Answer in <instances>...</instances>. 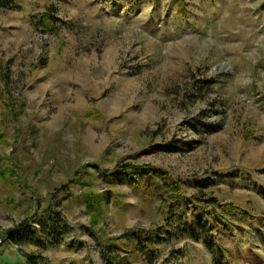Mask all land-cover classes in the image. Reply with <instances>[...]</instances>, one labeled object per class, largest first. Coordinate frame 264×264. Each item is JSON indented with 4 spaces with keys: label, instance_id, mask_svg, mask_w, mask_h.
<instances>
[{
    "label": "rangeland",
    "instance_id": "1",
    "mask_svg": "<svg viewBox=\"0 0 264 264\" xmlns=\"http://www.w3.org/2000/svg\"><path fill=\"white\" fill-rule=\"evenodd\" d=\"M15 1L0 264H264V0Z\"/></svg>",
    "mask_w": 264,
    "mask_h": 264
},
{
    "label": "trees",
    "instance_id": "2",
    "mask_svg": "<svg viewBox=\"0 0 264 264\" xmlns=\"http://www.w3.org/2000/svg\"><path fill=\"white\" fill-rule=\"evenodd\" d=\"M181 1H183V0H179L180 3H181ZM16 7H17V4H16L15 0H0V8H2V9L3 8L4 9H14ZM52 19H53V22H54V20H56L54 15H52ZM230 208H231V206H229L228 204L226 206L224 205L222 207L223 212H226V211L232 212V210ZM213 213L216 217H218L217 213H215V212H213ZM54 226H55V220L53 222L52 234L54 232L56 233V231H57L56 230L57 228ZM146 235H147V232L136 233L134 231H128L126 233L127 237H130V238L138 241V246H137L136 250L139 251L144 256L146 264H151L152 258L156 256V252H154V250L148 246L149 244L150 245L154 244V242L151 239L144 238V236H146ZM144 241H146V244L144 243ZM152 247H153V245H152ZM113 248H116V246H114L112 244L104 246V250H105L104 254L106 255L107 259L111 263L113 262L111 258H114L112 255ZM25 259H26L27 264H39L41 257L36 256V255L25 254ZM114 263H116V262H114Z\"/></svg>",
    "mask_w": 264,
    "mask_h": 264
}]
</instances>
